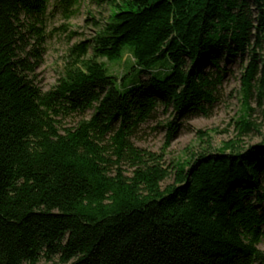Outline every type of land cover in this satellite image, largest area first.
Instances as JSON below:
<instances>
[{
    "label": "trees",
    "instance_id": "1",
    "mask_svg": "<svg viewBox=\"0 0 264 264\" xmlns=\"http://www.w3.org/2000/svg\"><path fill=\"white\" fill-rule=\"evenodd\" d=\"M51 1L71 19L84 0H0V264H264V136L172 167L132 141L172 109L166 151L179 119L216 101L222 64L246 56L238 137L258 130L264 0H98L109 22L44 92L38 26ZM127 56L121 78L102 61Z\"/></svg>",
    "mask_w": 264,
    "mask_h": 264
},
{
    "label": "rangeland",
    "instance_id": "2",
    "mask_svg": "<svg viewBox=\"0 0 264 264\" xmlns=\"http://www.w3.org/2000/svg\"><path fill=\"white\" fill-rule=\"evenodd\" d=\"M76 14L67 19L59 9H55L50 2L47 13L42 18L44 44L42 62L36 71V81L42 91L47 92L54 87L61 77L64 66L67 63L69 50L76 44L92 41L112 15V8L98 0H84ZM34 39L31 44H34ZM130 56L122 62L107 63L110 71L117 77L126 73ZM249 57L243 59L237 57L233 61L222 64L226 67V73L215 96L216 101L211 105H205V111L189 113L179 119L180 128L170 147L164 151L168 129L167 124L174 120L172 109L166 111L160 107L154 116L141 125L132 141L137 147L150 150L154 153H164V162L167 167H172L181 160L187 159L191 154L201 152L212 147L213 151L220 149L226 142L237 140L242 147L258 145L264 136V113L258 107L256 97L251 101L254 109L252 120L258 130L247 136L238 137L237 122L244 114L245 105L242 94V75L248 65ZM92 111L85 116L75 115L62 120L65 128L76 125L83 117L89 118ZM239 139V140H238ZM172 183L167 180L164 185ZM259 249L264 251V242Z\"/></svg>",
    "mask_w": 264,
    "mask_h": 264
}]
</instances>
